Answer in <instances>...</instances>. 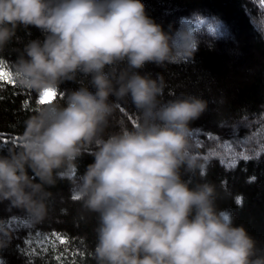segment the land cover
Wrapping results in <instances>:
<instances>
[{
  "label": "clouds",
  "instance_id": "9594fccd",
  "mask_svg": "<svg viewBox=\"0 0 264 264\" xmlns=\"http://www.w3.org/2000/svg\"><path fill=\"white\" fill-rule=\"evenodd\" d=\"M200 19L194 14L170 35L147 15L142 0H0V51L20 25L46 34L13 63L19 87L37 95L58 91L79 72L95 88L63 94L62 104H42L25 120L20 147L0 156V201L40 223L52 195L46 187L57 179L73 181L82 209L97 214L96 264H264V250L217 209L215 185L190 188L181 179V168L205 173L190 123L207 101L187 96L161 104L163 77L136 71L147 63L191 59L199 44L193 24ZM253 24L264 37V12ZM110 96L131 98L136 123L129 127L120 118L119 130L105 137L119 107ZM85 153L94 161L73 180ZM9 236L0 221V237Z\"/></svg>",
  "mask_w": 264,
  "mask_h": 264
},
{
  "label": "trees",
  "instance_id": "16d2710c",
  "mask_svg": "<svg viewBox=\"0 0 264 264\" xmlns=\"http://www.w3.org/2000/svg\"><path fill=\"white\" fill-rule=\"evenodd\" d=\"M142 3L147 15L170 35L182 21H194V14L201 17L193 24L199 44L191 59L180 64L147 63L136 71L152 79L163 77L166 87L158 97L161 104L187 96L207 101L206 110L190 123L192 139L206 161L205 173L181 168V179L190 188L205 182L214 184L217 209L228 212L233 226H243L257 249L264 250V37L259 32L262 29L253 24L264 6L259 0ZM45 35L34 26L20 25L0 51V62L13 81H0V156L20 147L25 120L42 105L38 103L40 95L17 85L12 69L25 46L33 40L43 41ZM80 87L95 92L91 77L78 72L74 80L59 85L53 101L62 104L63 94ZM109 101L119 107L109 119L105 137L119 130L120 118L127 120L129 127L136 123L137 109L130 97L117 101L110 96ZM93 161L87 153L79 157L73 180ZM72 183L57 179L54 186L46 187L52 195L47 201L48 214L40 223H33L24 209L0 201V221L10 232L9 237H0V264H96L91 253L96 244L97 214L85 211L73 198ZM52 233L67 237L69 243L61 245L48 239Z\"/></svg>",
  "mask_w": 264,
  "mask_h": 264
},
{
  "label": "snow or ice",
  "instance_id": "6c2138e0",
  "mask_svg": "<svg viewBox=\"0 0 264 264\" xmlns=\"http://www.w3.org/2000/svg\"><path fill=\"white\" fill-rule=\"evenodd\" d=\"M261 6H264V0H259ZM12 74L5 70L4 65L0 62V81H7L9 83L13 82L11 79ZM57 97V90L54 89H45L39 97L38 103L39 104H47L53 102V100ZM74 199H79L78 196H74ZM42 239V238H41ZM54 242H58L61 245H66L69 243L68 238L62 236L58 233H52L51 236L48 238ZM26 243L32 244L31 241H26Z\"/></svg>",
  "mask_w": 264,
  "mask_h": 264
}]
</instances>
